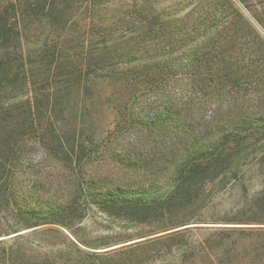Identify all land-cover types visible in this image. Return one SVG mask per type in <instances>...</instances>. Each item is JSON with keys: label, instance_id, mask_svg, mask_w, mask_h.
Instances as JSON below:
<instances>
[{"label": "trees", "instance_id": "16d2710c", "mask_svg": "<svg viewBox=\"0 0 264 264\" xmlns=\"http://www.w3.org/2000/svg\"><path fill=\"white\" fill-rule=\"evenodd\" d=\"M162 1L0 0V206L19 218L13 244L0 240L4 264H79L60 249L82 252L91 206L166 233L107 251L119 264L162 254L170 263L154 264H264V189L224 220L233 226L189 227L177 214L238 180L242 161L264 165V37L237 7L264 0H196L185 15H166ZM92 80L119 85L107 152L137 126L148 132L121 162L124 178L89 168L100 143L80 111ZM31 141L69 173L54 193L31 179ZM165 215L178 223L162 226ZM33 244L60 253L36 256Z\"/></svg>", "mask_w": 264, "mask_h": 264}, {"label": "rangeland", "instance_id": "374dc122", "mask_svg": "<svg viewBox=\"0 0 264 264\" xmlns=\"http://www.w3.org/2000/svg\"><path fill=\"white\" fill-rule=\"evenodd\" d=\"M194 3H196V0H163L162 9L165 10L166 15L176 14L177 12L179 15H185L190 11V7L195 5ZM237 7L264 37V27L255 18H263L262 13L264 12V8L246 7L239 2L237 3ZM229 34H232V32L229 31ZM117 90L119 94V85L115 81L92 80L88 84V92L81 103L80 120L84 124L86 133L93 134L96 141L100 143V149L94 152L92 156L93 160L89 168L101 177L111 175V177L115 178H124L122 173L126 169L123 168L121 162L125 158L130 159V147L139 141L140 137L145 139L148 135L145 128L137 126L131 130V132H134L129 138L121 139L123 147L115 149L111 153L106 151L105 144L116 138L118 134L116 124L118 120L122 119L117 108L119 103L117 106V101L112 99V95ZM149 121L151 120L149 119ZM122 125L125 126V122ZM30 145L35 148L31 150V154L27 157V163L32 167L31 179L35 180V182L39 181L45 188V191L54 193L59 185L61 188L62 184L68 182L70 177L69 173L61 167L54 157H51L47 153L45 148L40 146L36 147V143L32 141ZM241 165H243L241 173L243 175L239 176L240 179L226 181L224 185H218L213 189L209 188L207 195H211V197L208 203L203 205L201 209L196 211L186 210L185 213L177 212L178 215L180 213V215H185L187 218L192 219L189 227L233 226L223 224L225 223L224 220L235 217L237 211L242 210L246 206L247 203L245 202H248L253 195L260 193L264 189V165L259 166L258 161L255 159L242 161ZM59 192L62 193V190ZM165 192L166 188L162 189L155 196H152L157 198L160 195H164ZM92 194L97 195L98 192L93 191ZM17 215L13 209L0 206V240H4L3 247L7 249L13 244V237L16 236L14 232H10V229L17 228L16 222L19 221ZM169 218L168 215H165L164 220L167 222L162 224V226H171L178 223L176 220L171 222ZM158 228L156 224H141L131 219L126 220V218L117 217L105 212L103 208L91 206L78 231V235L80 236L78 246L82 252H78L72 247L60 249V251L63 250V254L67 257L69 255L72 258L74 257V261L79 264H119L120 260L123 259V255H117L120 254L119 252L113 254V251H107L166 234L162 233L153 236L152 234L154 233L151 232ZM28 232H31V230L25 229L18 234ZM196 233L201 234L202 231H197ZM25 248L29 249L28 253L36 256H44L47 254L52 259L60 253L57 254L55 250L52 251L50 248L39 247L37 244H33L32 246L25 245ZM129 254L130 256L132 255V253ZM165 255L162 254L161 257L156 259L151 257L149 259L145 258V264H154L155 261L161 263V259L170 263L172 257ZM4 263V257L1 255L0 264Z\"/></svg>", "mask_w": 264, "mask_h": 264}]
</instances>
